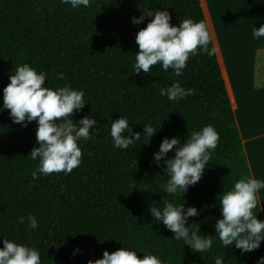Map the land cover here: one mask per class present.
<instances>
[{"label":"trees","instance_id":"1","mask_svg":"<svg viewBox=\"0 0 264 264\" xmlns=\"http://www.w3.org/2000/svg\"><path fill=\"white\" fill-rule=\"evenodd\" d=\"M148 9H168L173 25L182 19L202 21L211 34L200 0H91L89 7L78 9L60 0H0V108L10 75L28 63L47 73L45 86L83 90L87 103L72 118L91 115L98 122L91 138L78 142V167L67 175L33 180L38 160L29 154L39 147L37 123H13L9 110L0 109V248L5 238L34 247L41 264H87L124 245L141 258L143 252L154 254L163 264H215L216 256L223 264H256L264 256V241L259 249L242 253L234 244L224 248L216 236L214 225L222 218L218 195L241 176L253 177L217 53L190 56L179 77L159 64L151 73L136 74V34L151 17L140 25L132 18ZM213 45L212 37L209 47ZM60 72L64 79L57 78ZM177 80L195 94L179 103L159 95L160 87ZM121 115L136 132L148 123L158 131L150 143L141 134L128 149H116L110 126ZM209 124L219 141L202 178L183 197L161 193L168 176L163 160L157 166L153 154L163 138L183 142L191 131ZM172 155L170 151L168 157ZM165 199L200 210L188 224L212 235L208 252H193L154 220L149 207H162ZM253 211L264 220L260 201ZM29 214L37 216V229L29 230Z\"/></svg>","mask_w":264,"mask_h":264},{"label":"clouds","instance_id":"2","mask_svg":"<svg viewBox=\"0 0 264 264\" xmlns=\"http://www.w3.org/2000/svg\"><path fill=\"white\" fill-rule=\"evenodd\" d=\"M60 2L78 9L89 7L91 0ZM146 16L151 19L136 34L139 48L133 65L136 74L141 71L151 73L152 66L159 64L163 71L167 72L171 68L174 75L179 77L190 56L205 53L211 57L215 54V46L209 47L212 37L204 22L182 19L178 25H173L168 9H148L139 17L134 16L132 22L140 25ZM252 35L257 40L264 37V24L253 27ZM46 78L47 73L37 71L28 63L17 66L9 77L10 82L3 89V107L0 108L2 111L9 110L13 123L25 127L32 121L37 123L36 139L39 147H34L29 154L32 160H38L37 168L31 173L33 180L52 173L63 172L67 175L78 167L82 158L78 142L88 141L96 130L93 126L98 123L91 115H85L78 121L72 118L74 111H82L87 103L83 90L71 85L48 87L45 86ZM57 78L64 79V73H57ZM194 94L195 89L185 88L179 80L159 90L160 96H166L175 103ZM157 131L148 123L144 124L143 132H136L128 118L121 115L111 121L109 134L114 148L128 149L141 139V134L146 143H150V138ZM218 141L219 133L210 124L191 131L183 142L180 137H164L158 151L153 154L157 166L163 160L164 173L168 176L166 183L160 185L161 193L183 197L189 187L196 185L202 178ZM170 151L173 155L169 158ZM262 188L264 180L241 176L231 188L218 195L222 218L216 220L214 227L224 248L234 244L242 253L260 248L264 241V220L258 219L253 210L257 208V193ZM149 212L156 222H162L174 233L173 239L183 241V245H188L193 252L204 253L212 248V235L202 234L196 223L188 224L191 217L200 214L196 206L185 208V202L176 203L165 199L162 207L151 205ZM26 219L29 230L39 227L36 215L29 214ZM19 222L25 223V217L21 216ZM78 251L77 247L74 254ZM137 252L124 245L112 252L105 250L102 258L89 260L87 264H163L154 254L143 252L141 258ZM214 261L215 264H223L220 256L214 257ZM0 264H41L40 252L34 247L5 238L0 248ZM256 264H264V256Z\"/></svg>","mask_w":264,"mask_h":264},{"label":"crops","instance_id":"3","mask_svg":"<svg viewBox=\"0 0 264 264\" xmlns=\"http://www.w3.org/2000/svg\"><path fill=\"white\" fill-rule=\"evenodd\" d=\"M235 112L254 178L264 180V79L259 53L264 37L252 28L264 24V0H200ZM264 216V188L258 191Z\"/></svg>","mask_w":264,"mask_h":264},{"label":"rangeland","instance_id":"4","mask_svg":"<svg viewBox=\"0 0 264 264\" xmlns=\"http://www.w3.org/2000/svg\"><path fill=\"white\" fill-rule=\"evenodd\" d=\"M258 74L262 75L260 80H263L264 79V51H261L259 53V70H258Z\"/></svg>","mask_w":264,"mask_h":264}]
</instances>
